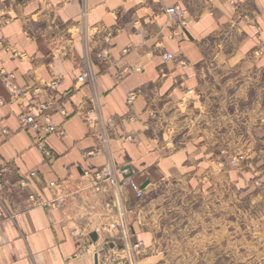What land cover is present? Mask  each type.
I'll return each instance as SVG.
<instances>
[{
    "label": "crops",
    "instance_id": "obj_1",
    "mask_svg": "<svg viewBox=\"0 0 264 264\" xmlns=\"http://www.w3.org/2000/svg\"><path fill=\"white\" fill-rule=\"evenodd\" d=\"M175 4L185 10L183 28L165 13ZM85 9L82 18L76 1L0 0V71L29 89L24 103H35L31 89L60 78L57 100L70 114L53 113L66 135H45L53 154L45 159L0 74V166H8L0 264H96L82 248L121 244V220L148 252L193 246L203 261L264 264V0H86ZM93 104L116 122L109 157L141 198L128 184L95 191L81 177L105 163L104 155L84 157L94 139L81 115ZM127 133L136 142L121 138ZM32 170L37 177L17 190ZM53 181L63 183L66 202L29 208L30 192L57 196ZM175 256L168 260L197 259Z\"/></svg>",
    "mask_w": 264,
    "mask_h": 264
},
{
    "label": "built area",
    "instance_id": "obj_2",
    "mask_svg": "<svg viewBox=\"0 0 264 264\" xmlns=\"http://www.w3.org/2000/svg\"><path fill=\"white\" fill-rule=\"evenodd\" d=\"M64 1H73V0H64ZM84 3L85 0H76ZM167 12L170 18L173 20V24L176 26H184L186 19L184 16V11L178 6H172L167 9ZM7 23V21H5ZM164 60H172L175 58L170 52H164L162 54ZM181 64H186L184 59H180ZM0 74L3 77L4 86L8 90L10 97L13 100L21 102V110L18 114L19 122L22 128L30 130L35 133V146L38 151L43 155L45 159H52V151L49 146L45 143V135L55 134L58 137H64L66 131L63 127H58L55 125L52 119L53 113H60L63 117H68L69 113L67 110L59 103L57 100V92L61 85L60 78H53L51 81L47 82L43 86V90L37 91V87H34L32 90L33 98L35 103L26 102L24 103L25 96L29 89L27 87H21L15 80L13 73L0 71ZM82 76L86 77L88 80H92L88 71H83ZM115 78L121 79V74H116ZM46 95V100L43 102L37 101V95L39 93ZM134 94L129 96L131 101L134 98ZM5 101L0 98V104H4ZM101 113L96 106V108H90L87 110L84 115V121L93 126L95 129L96 144L86 151V156H94L97 154H109V140L111 139L112 133L109 129L110 126H113V121L108 119H103ZM2 128H0L1 133ZM107 166L102 170L96 172L93 177L90 176L89 170L83 171V177L91 178L92 181L87 180L90 184L92 183L96 191L104 189L105 184L108 183L113 190H117L119 185L128 184L131 189L135 192L136 197L141 198L143 196V190L139 184L130 180L128 177L123 178L121 181L118 180V175L123 172L121 167L116 168L117 166L108 160ZM8 171L7 165L0 166V202L4 199V187L5 180L4 174ZM118 174V175H117ZM29 177H37V171L32 170L27 175L19 177L16 181L17 190H23L29 185ZM105 182V183H104ZM49 187L57 191V196L54 198H45L38 195L35 192H30L27 196V206L35 207L41 206L46 209H52L62 206L66 200V194L63 191V183L50 182ZM116 228L122 238V243L117 244L114 241L104 240L101 244L96 241H89L85 245L84 250H92L96 254V264H133V254L132 249L127 245V235L126 227L123 223V220L119 221L116 225ZM99 229L96 228L95 231ZM136 247L139 246V243L135 244ZM135 247V248H136Z\"/></svg>",
    "mask_w": 264,
    "mask_h": 264
},
{
    "label": "rangeland",
    "instance_id": "obj_3",
    "mask_svg": "<svg viewBox=\"0 0 264 264\" xmlns=\"http://www.w3.org/2000/svg\"><path fill=\"white\" fill-rule=\"evenodd\" d=\"M73 1H76V0H73ZM86 1V0H85ZM85 1H84V3L82 4L81 2H79V1H76V2H78L80 5H81V17L82 18H84L85 17V15H86V9H85ZM65 2H72V1H65ZM172 6H178L180 9H182L179 5H177V4H175V5H172ZM172 6H170V7H172ZM169 8V7H168ZM168 8H166L165 9V13L167 14V16H168V19L173 23V20L170 18V16H169V14H168V12H167V9ZM183 11H184V16H185V19H186V23H185V25L184 26H181V28H183V27H185L186 26V24H187V18H186V15H185V10L184 9H182ZM173 25H175V24H173ZM175 27L176 28H178L179 26H176L175 25ZM164 52H162V53H160V55H161V57H162V54H163ZM153 55V52L152 51H149L148 53H147V56H152ZM163 58V57H162ZM164 60V59H163ZM164 61H166V60H164ZM127 70H141V66L140 65H137V66H135L134 68H131V69H129V68H126V69H124V70H118V74H121L122 75V78L121 79H117V78H115V80L117 81V82H119V81H121L123 78H124V74H125V72L127 71ZM116 73V74H117ZM115 74V75H116ZM86 78V77H85ZM131 94H134L135 96H134V98L130 101L129 100V96L131 95ZM136 92H130L129 94H128V96H127V105L129 106V107H131L132 105H133V102H134V99H135V97H136ZM96 106H97V104H93L91 107L92 108H96ZM90 107V108H91ZM98 107V106H97ZM89 108V109H90ZM88 109V110H89ZM98 109H99V107H98ZM100 111V110H99ZM86 112V111H85ZM84 112V113H85ZM84 113H82V115H81V117H82V119H83V115H84ZM70 115V114H69ZM151 115H153V112L151 113ZM69 117V116H68ZM103 119H108V118H104L103 116H101ZM64 118H67V117H64ZM127 118H128V120H134V117L132 116V114H128L127 115ZM110 119L113 121V123H114V125L113 126H110L109 127V129H110V131H111V133H112V136H111V139L109 140V145H108V147L110 146V143H111V140L115 137V136H117V134H116V131H115V124H116V122L114 121V119L113 118H111L110 117ZM83 121H84V119H83ZM84 123L85 124H87L85 121H84ZM87 126L89 127V129H90V134H91V136L93 137V139H94V144L92 145V146H90L88 149H86L85 150V152H84V157L85 158H91V157H95V156H98V155H104L105 156V163L102 165V166H100V167H94V166H91V165H89L88 167H86V168H83L82 169V173H81V177L85 180V182H86V184H87V186L88 187H90V188H92L93 190H95L94 189V186H93V184L91 183H89L87 180H89V181H92L91 180V178H88V176H86V178L85 177H83V171L84 170H89V173H90V176L91 177H93V175L96 173V172H98V171H102L107 165V162H108V160H110L111 162H113V160L109 157V154L106 156L105 154H97V155H94V156H89V157H87L86 156V151L87 150H89L90 148H92L95 144H96V137H95V129H94V127L93 126H90L89 124H87ZM121 138H124L125 140H129V141H131V142H136V136L134 135V134H129V133H127L126 135H124V136H122ZM110 148V147H109ZM230 160H231V162H232V164H234V165H236V163H237V161L236 160H238V157H233V158H230ZM116 165V164H115ZM117 167L116 168H118V167H120V166H118V165H116ZM118 175V174H117ZM105 183V182H104ZM105 188L104 189H106V188H109L110 187V185L108 184V183H106L105 184ZM111 188V187H110ZM96 191V190H95ZM65 202H66V200H65ZM264 216V215H263ZM130 228V227H129ZM127 229L126 230V235H127V245L133 250L132 251V254H133V264H233L231 261H203V260H200V259H198V256H196L195 254L196 253H194L195 252V249H194V247L192 246V248H191V251L189 250V247H186V248H184L183 247V249L181 248L180 250L178 249V248H176V251H175V247H171V246H168V245H165V244H160L159 246H156V247H154V249H153V251H151V252H148V251H145L146 250V248L144 249V245L142 244V242L140 241V240H138L137 238H136V236H135V232L132 230V229ZM119 233V232H118ZM136 243H139V246L138 247H136L135 246V244ZM99 244H101V243H99ZM87 245V244H86ZM136 247V248H135ZM84 248H85V245H84V247L82 248L83 250H84ZM144 249V250H143ZM196 250H198V249H196ZM190 251V252H189ZM94 252V251H93ZM95 253V252H94ZM185 254L186 255V257H190V255H192L193 257L195 256V257H197V259L195 260V261H190V260H181V261H174V260H168V257H169V255L170 254H172V255H175L176 254V256L175 257H178L177 255L178 254H181V256L180 257H183L182 256V254ZM95 256H96V254H95ZM152 256H155L154 258H149V257H152ZM173 257V256H172ZM171 257V258H172ZM189 259V258H188ZM243 264H247V263H243Z\"/></svg>",
    "mask_w": 264,
    "mask_h": 264
}]
</instances>
